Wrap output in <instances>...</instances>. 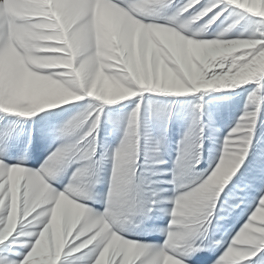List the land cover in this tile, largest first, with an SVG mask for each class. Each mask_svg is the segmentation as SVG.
<instances>
[{
    "label": "rangeland",
    "instance_id": "obj_1",
    "mask_svg": "<svg viewBox=\"0 0 264 264\" xmlns=\"http://www.w3.org/2000/svg\"><path fill=\"white\" fill-rule=\"evenodd\" d=\"M0 264H264V0H0Z\"/></svg>",
    "mask_w": 264,
    "mask_h": 264
}]
</instances>
